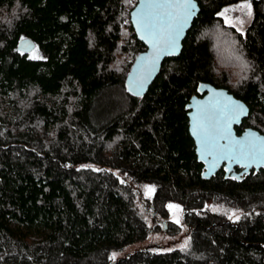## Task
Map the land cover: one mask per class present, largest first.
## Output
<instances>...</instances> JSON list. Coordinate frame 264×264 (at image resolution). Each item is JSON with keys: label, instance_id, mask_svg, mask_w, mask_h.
<instances>
[{"label": "trees", "instance_id": "obj_1", "mask_svg": "<svg viewBox=\"0 0 264 264\" xmlns=\"http://www.w3.org/2000/svg\"><path fill=\"white\" fill-rule=\"evenodd\" d=\"M238 1L196 0L180 52L132 96L135 0H0V264H264V168L201 178L187 129L189 98L211 84L248 106L237 134L264 136V0L243 30L218 14ZM22 36L36 56L16 50ZM131 182L155 187L160 216L180 204L184 248L110 258L144 237Z\"/></svg>", "mask_w": 264, "mask_h": 264}, {"label": "water", "instance_id": "obj_2", "mask_svg": "<svg viewBox=\"0 0 264 264\" xmlns=\"http://www.w3.org/2000/svg\"><path fill=\"white\" fill-rule=\"evenodd\" d=\"M184 2L185 0H135L129 11V22L144 49L134 58L125 77V86L130 95H143L157 75L162 61L177 56L180 52L182 39L199 11L196 0H190L194 11L176 40L175 51L157 57L158 50L166 48L172 27L183 15L180 5ZM146 20L154 25L152 36L145 30ZM34 47L33 39L27 36H22L16 44V50L21 53H29ZM198 92L200 95L189 98L186 116L194 153L203 167L201 178H210L221 167L225 175L230 172L232 174L235 166L240 168V174L251 168H264V162L250 163L247 156L241 154L248 152V141H264V136L252 128H244L239 134L234 129L248 115V106L222 87L202 84L199 85ZM237 105L244 110L238 117L234 112ZM221 136L228 139H220ZM236 142H241L242 146ZM256 147L258 149L260 144L257 143ZM223 154L227 158H219Z\"/></svg>", "mask_w": 264, "mask_h": 264}, {"label": "rangeland", "instance_id": "obj_3", "mask_svg": "<svg viewBox=\"0 0 264 264\" xmlns=\"http://www.w3.org/2000/svg\"><path fill=\"white\" fill-rule=\"evenodd\" d=\"M218 14L224 24L243 30L252 17L250 1L241 0L224 6ZM29 54L30 56H36L38 54L36 48ZM75 166L92 170H100L102 168L99 164L91 162H82ZM110 171L121 181H126L124 176L120 175L116 170ZM130 186L135 190L134 205L142 213L145 220L144 237L138 242L125 245L120 251L112 252L110 258L115 259L140 247H147L158 252L184 248L191 236V226L184 222L180 204L168 201L166 203L167 215L165 217L160 216L154 211L150 202L155 187L152 184H135L132 182ZM170 205L174 207H170ZM204 209L210 210V206L206 204ZM236 215V212H232L229 219L233 220Z\"/></svg>", "mask_w": 264, "mask_h": 264}, {"label": "snow or ice", "instance_id": "obj_4", "mask_svg": "<svg viewBox=\"0 0 264 264\" xmlns=\"http://www.w3.org/2000/svg\"><path fill=\"white\" fill-rule=\"evenodd\" d=\"M183 8V15L177 21V23L172 27L171 32L169 34V38L167 41L166 48L158 50L157 57L160 54H166L175 51L176 48V40L178 39L180 33L182 32L184 25L188 22L189 17L193 14L194 5L190 3V0H185V2L180 5ZM145 30L149 34V36L153 35L154 25L151 21H145L144 24ZM142 86V82H141ZM243 107L240 105L235 106L234 112L235 115L238 117L240 114L243 113ZM251 135V134H250ZM220 139H228L226 136L219 137ZM249 150L247 153H241L242 155L247 156L250 163H261L264 162V141H248ZM257 143L260 144V147L257 149ZM236 144L241 145V142H236ZM242 146V145H241ZM219 158H227L226 154L221 155ZM247 166V165H245ZM170 207H174L171 206Z\"/></svg>", "mask_w": 264, "mask_h": 264}]
</instances>
